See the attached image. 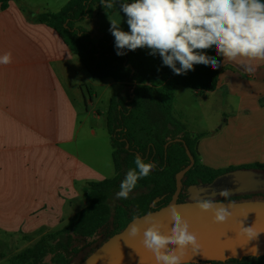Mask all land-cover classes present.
<instances>
[{
	"label": "crops",
	"instance_id": "crops-1",
	"mask_svg": "<svg viewBox=\"0 0 264 264\" xmlns=\"http://www.w3.org/2000/svg\"><path fill=\"white\" fill-rule=\"evenodd\" d=\"M23 1L0 6V55L13 57L0 65V237L36 244L84 210L88 185L104 180L79 155L82 131L96 138L80 123L69 91L77 86L80 60L56 31L35 20L45 12H25ZM120 15V27L128 31L127 17ZM108 17L119 18L118 8ZM108 17L95 23L108 30ZM250 63L252 74L239 63L222 62L214 93L176 90V104L205 130L198 153L207 168L264 165V61Z\"/></svg>",
	"mask_w": 264,
	"mask_h": 264
},
{
	"label": "trees",
	"instance_id": "trees-1",
	"mask_svg": "<svg viewBox=\"0 0 264 264\" xmlns=\"http://www.w3.org/2000/svg\"><path fill=\"white\" fill-rule=\"evenodd\" d=\"M21 1L0 0L1 10H6L12 2ZM118 7L117 4L112 9L103 8L101 0H72L59 13L35 16L39 24L56 31L93 82L109 79L124 85L125 92L110 101L106 115L114 178L89 184L85 209L59 231L42 237L34 246L14 256L10 264H81L110 238L121 233L132 220L167 206L176 191V175L190 164L185 145L195 159V166L185 175L184 187L210 184L235 171L264 173L261 164L227 170L205 167L197 152L200 137L191 139L185 126L174 115L176 90L186 88L198 95L214 93L222 66L213 70L205 65H194V70L176 75L169 67L162 66L159 55H149L150 51L141 48L135 51L125 49L126 55L118 56L109 29L95 40L91 32L80 26L85 20L98 22ZM207 55L215 57V50H207ZM177 139L185 145L175 142ZM137 156L155 167L137 182L129 194H135L133 197L117 199L120 183L127 171L135 167ZM256 196L258 194L241 195L227 202L249 201L250 197ZM184 198L181 194L179 203H185ZM156 199L160 202L152 209ZM248 263L264 264V258L214 264Z\"/></svg>",
	"mask_w": 264,
	"mask_h": 264
},
{
	"label": "clouds",
	"instance_id": "clouds-1",
	"mask_svg": "<svg viewBox=\"0 0 264 264\" xmlns=\"http://www.w3.org/2000/svg\"><path fill=\"white\" fill-rule=\"evenodd\" d=\"M118 7L119 18H109V31L115 39L118 56L125 49H150L149 55L159 57L162 66L174 74L183 75L194 70V65H205L215 70L225 63L236 62L252 74L251 61H264V2L262 0H101L103 8ZM123 13L129 30L120 25ZM214 49L215 57L207 55ZM220 58V59H218ZM12 53L0 55V65L12 63ZM179 65V66H178ZM120 183L117 199H127L139 180L147 177L155 167L137 156ZM232 190L222 188L218 195L225 199ZM213 195H217L214 191ZM192 203L202 212H212L213 223L223 224L231 216L227 208L219 206L211 197L194 199ZM171 228L162 232V225L151 218L143 232V247L153 253L157 264H183L184 250L189 247L196 254L200 245L197 234L176 206L169 210ZM140 227L133 224L129 235L136 237ZM240 235L249 240L257 233L253 227L240 226Z\"/></svg>",
	"mask_w": 264,
	"mask_h": 264
},
{
	"label": "water",
	"instance_id": "water-1",
	"mask_svg": "<svg viewBox=\"0 0 264 264\" xmlns=\"http://www.w3.org/2000/svg\"><path fill=\"white\" fill-rule=\"evenodd\" d=\"M175 142H182L185 145L180 139ZM185 149L190 164L176 175V191L170 203L159 210L132 220L121 233L110 238L81 264H157L154 254L148 252L141 243L143 232L150 226V219L155 218L162 225V232L168 234L171 228L169 210L172 206H176L184 219L188 221L191 230L197 234L200 245L196 254L190 247L184 250L183 264H214L242 261L247 258H264V202L215 201L231 213L223 224L213 223L212 212H202L192 203L194 199L220 197L219 190L229 188L235 179L246 180L243 173L231 172L218 177L210 184L184 187L185 175L195 166V159L186 145ZM214 191L217 195H213ZM182 193L189 196V202L179 203ZM233 193L235 192L232 191L231 195ZM159 202L160 199H156L151 208L154 209ZM241 223L244 227H253L259 233L258 236L249 240L240 235ZM133 224L140 227V234L136 237L129 235Z\"/></svg>",
	"mask_w": 264,
	"mask_h": 264
},
{
	"label": "rangeland",
	"instance_id": "rangeland-1",
	"mask_svg": "<svg viewBox=\"0 0 264 264\" xmlns=\"http://www.w3.org/2000/svg\"><path fill=\"white\" fill-rule=\"evenodd\" d=\"M71 1L72 0H24L22 4L25 12L33 10L56 14L65 8ZM80 26L83 29L91 31L92 35L95 37L93 39L95 40L107 30L104 23L98 25L95 22L83 21L80 23ZM78 62L80 64V71L79 74L76 75L77 86L69 91L80 114V123L85 124V128L93 130L96 135V138H93L87 131H82L83 133L79 136V143H82V150L79 155L98 171L101 175V179L104 181L110 180L115 176V169L112 159L110 135L106 128V115L110 101L123 95L125 88L124 85L115 83L109 79L93 82L91 75L81 62ZM174 115L176 119L185 126L191 139L195 140L198 136L200 137L202 131H205L199 128L197 120L190 117L191 114L189 111L184 109V107L181 109L178 104L175 105ZM228 118L229 115L227 114L221 116L219 122L220 128L218 127V130L226 125ZM218 130L205 133L216 134L219 132ZM134 195L135 194H131L129 197H133ZM249 199V201L264 202V193L258 194L256 197H250ZM34 245L35 244H26V242L17 241V239L6 236L0 237V264H10V260L14 256Z\"/></svg>",
	"mask_w": 264,
	"mask_h": 264
},
{
	"label": "flooded vegetation",
	"instance_id": "flooded-vegetation-1",
	"mask_svg": "<svg viewBox=\"0 0 264 264\" xmlns=\"http://www.w3.org/2000/svg\"><path fill=\"white\" fill-rule=\"evenodd\" d=\"M242 172V171H239ZM244 175L245 181L235 179L232 182V185L229 187L233 193L229 198L225 199L223 197H217L213 200L215 201H227L234 200L241 195H255L264 193V173L257 171L242 172ZM185 202H189V196L185 195ZM208 264V263H204Z\"/></svg>",
	"mask_w": 264,
	"mask_h": 264
}]
</instances>
